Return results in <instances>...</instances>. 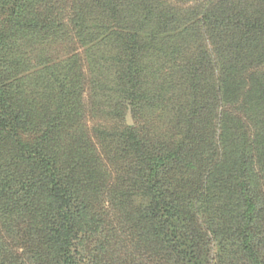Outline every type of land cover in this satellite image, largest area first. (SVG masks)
I'll use <instances>...</instances> for the list:
<instances>
[{
	"label": "trees",
	"instance_id": "16d2710c",
	"mask_svg": "<svg viewBox=\"0 0 264 264\" xmlns=\"http://www.w3.org/2000/svg\"><path fill=\"white\" fill-rule=\"evenodd\" d=\"M0 264H264V0H0Z\"/></svg>",
	"mask_w": 264,
	"mask_h": 264
},
{
	"label": "water",
	"instance_id": "95a60500",
	"mask_svg": "<svg viewBox=\"0 0 264 264\" xmlns=\"http://www.w3.org/2000/svg\"><path fill=\"white\" fill-rule=\"evenodd\" d=\"M125 119H126L127 124H132L133 123V120H132V117H131V110H130V108L127 110Z\"/></svg>",
	"mask_w": 264,
	"mask_h": 264
}]
</instances>
